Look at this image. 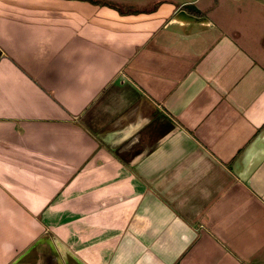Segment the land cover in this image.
<instances>
[{
	"label": "crops",
	"instance_id": "0c3cea01",
	"mask_svg": "<svg viewBox=\"0 0 264 264\" xmlns=\"http://www.w3.org/2000/svg\"><path fill=\"white\" fill-rule=\"evenodd\" d=\"M242 2L0 0V264H264Z\"/></svg>",
	"mask_w": 264,
	"mask_h": 264
},
{
	"label": "rangeland",
	"instance_id": "374dc122",
	"mask_svg": "<svg viewBox=\"0 0 264 264\" xmlns=\"http://www.w3.org/2000/svg\"><path fill=\"white\" fill-rule=\"evenodd\" d=\"M248 2V1H245ZM251 14L249 15V13ZM249 12V13H248ZM229 18L232 21H235V18L241 14V19H243V27L246 26V31L254 35L258 32L254 30L256 28L252 23L253 20L257 18L258 21H256V26L259 28V31L264 32V5H252L248 6L245 3L242 2L241 7H239L236 4L229 5L228 9ZM245 14V17L242 18V16ZM256 17V18H255ZM245 44H248V42H244ZM261 45L264 43V40H261Z\"/></svg>",
	"mask_w": 264,
	"mask_h": 264
},
{
	"label": "water",
	"instance_id": "95a60500",
	"mask_svg": "<svg viewBox=\"0 0 264 264\" xmlns=\"http://www.w3.org/2000/svg\"><path fill=\"white\" fill-rule=\"evenodd\" d=\"M174 19L182 23L205 22L207 20L204 16H197L185 9L178 10L174 15Z\"/></svg>",
	"mask_w": 264,
	"mask_h": 264
},
{
	"label": "flooded vegetation",
	"instance_id": "af4514ba",
	"mask_svg": "<svg viewBox=\"0 0 264 264\" xmlns=\"http://www.w3.org/2000/svg\"><path fill=\"white\" fill-rule=\"evenodd\" d=\"M46 264H50V263H46ZM54 264V263H53Z\"/></svg>",
	"mask_w": 264,
	"mask_h": 264
}]
</instances>
